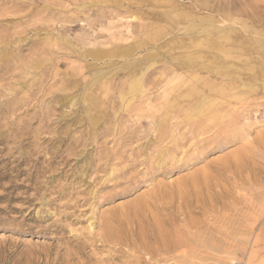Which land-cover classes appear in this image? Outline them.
<instances>
[{"label":"rangeland","instance_id":"374dc122","mask_svg":"<svg viewBox=\"0 0 264 264\" xmlns=\"http://www.w3.org/2000/svg\"><path fill=\"white\" fill-rule=\"evenodd\" d=\"M261 73L264 0H0V264H264Z\"/></svg>","mask_w":264,"mask_h":264},{"label":"crops","instance_id":"0c3cea01","mask_svg":"<svg viewBox=\"0 0 264 264\" xmlns=\"http://www.w3.org/2000/svg\"><path fill=\"white\" fill-rule=\"evenodd\" d=\"M260 75H261L262 78H264V73H261Z\"/></svg>","mask_w":264,"mask_h":264},{"label":"bare ground","instance_id":"6f19581e","mask_svg":"<svg viewBox=\"0 0 264 264\" xmlns=\"http://www.w3.org/2000/svg\"><path fill=\"white\" fill-rule=\"evenodd\" d=\"M263 44V43H262ZM200 102V101H199ZM208 103V102H207ZM204 105V104H203ZM199 106V105H198ZM201 109V108H200ZM199 110V109H198ZM197 111V110H196ZM195 112V111H194Z\"/></svg>","mask_w":264,"mask_h":264}]
</instances>
